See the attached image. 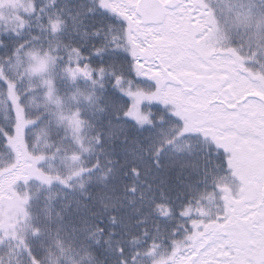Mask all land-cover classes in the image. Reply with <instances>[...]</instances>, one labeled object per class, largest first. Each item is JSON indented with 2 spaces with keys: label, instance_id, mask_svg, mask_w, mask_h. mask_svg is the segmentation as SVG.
Here are the masks:
<instances>
[{
  "label": "snow or ice",
  "instance_id": "obj_1",
  "mask_svg": "<svg viewBox=\"0 0 264 264\" xmlns=\"http://www.w3.org/2000/svg\"><path fill=\"white\" fill-rule=\"evenodd\" d=\"M0 264H264V0H0Z\"/></svg>",
  "mask_w": 264,
  "mask_h": 264
}]
</instances>
